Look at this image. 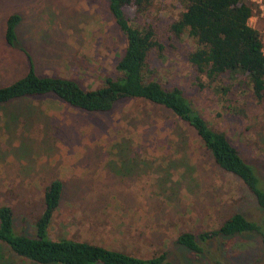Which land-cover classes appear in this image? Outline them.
Segmentation results:
<instances>
[{
  "label": "rangeland",
  "instance_id": "obj_1",
  "mask_svg": "<svg viewBox=\"0 0 264 264\" xmlns=\"http://www.w3.org/2000/svg\"><path fill=\"white\" fill-rule=\"evenodd\" d=\"M180 10L174 0H153L135 20L133 10L125 15L137 26H152L162 41L160 56L153 52L149 62L155 80L178 88L254 168L264 189V97L255 99L242 76L208 81L190 68V40L166 37ZM12 14L20 19L15 47L3 38ZM250 25L259 29L260 23ZM123 48L106 0H0V87L31 66L38 76L95 89L117 75ZM52 181L61 183L62 193L49 239L138 259L165 252V264H264V235L197 242L198 254L174 243L182 232L217 229L235 213L264 229V213L234 176L216 166L194 131L161 106L123 99L107 113H88L52 95L1 104L0 206L11 209L16 234H34ZM8 251L0 244V264H32Z\"/></svg>",
  "mask_w": 264,
  "mask_h": 264
},
{
  "label": "trees",
  "instance_id": "obj_2",
  "mask_svg": "<svg viewBox=\"0 0 264 264\" xmlns=\"http://www.w3.org/2000/svg\"><path fill=\"white\" fill-rule=\"evenodd\" d=\"M153 0H106L109 14L123 36L124 48L114 70L115 77H104L95 89H83L74 81L58 77L38 76L31 66L23 77L0 87V105L13 100L52 95L63 104L88 113H107L123 99H140L168 110L174 118L189 126L216 166L234 176L254 197L264 213V189L254 168L247 164L226 136L208 126L203 117L176 88H165L153 77L150 58L160 56L163 46L155 29L137 26L125 11L133 10L134 20ZM181 8L167 27V39L186 38L191 42L187 54L190 68L208 81L242 76L243 82L257 100L264 97V56L262 36L248 24L254 4L244 0H174ZM19 16L9 15L5 21L4 42L16 46L15 27ZM221 91H224L222 89ZM62 193L59 181L50 182L43 191L42 211L34 223V234H16L12 212L0 206V244L16 257L32 264H165L166 253L138 259L123 252L64 237L49 239L47 228L57 210ZM261 226L235 213L217 229L178 234L174 240L192 253H201L197 242L216 237H232L244 233L264 235ZM11 252V253H10ZM12 256V255H11Z\"/></svg>",
  "mask_w": 264,
  "mask_h": 264
},
{
  "label": "built area",
  "instance_id": "obj_3",
  "mask_svg": "<svg viewBox=\"0 0 264 264\" xmlns=\"http://www.w3.org/2000/svg\"><path fill=\"white\" fill-rule=\"evenodd\" d=\"M252 3L254 4V11L253 15L249 19L254 22H259L260 26L259 29H257L261 36H262V48H261V54L264 56V0H252Z\"/></svg>",
  "mask_w": 264,
  "mask_h": 264
},
{
  "label": "crops",
  "instance_id": "obj_4",
  "mask_svg": "<svg viewBox=\"0 0 264 264\" xmlns=\"http://www.w3.org/2000/svg\"><path fill=\"white\" fill-rule=\"evenodd\" d=\"M248 24L250 25V22L248 21ZM251 26V25H250ZM252 27V26H251Z\"/></svg>",
  "mask_w": 264,
  "mask_h": 264
}]
</instances>
